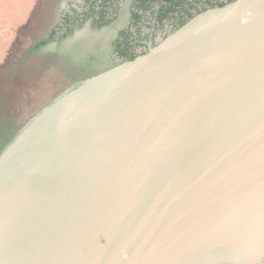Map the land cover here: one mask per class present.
Returning <instances> with one entry per match:
<instances>
[{
    "label": "water",
    "instance_id": "water-1",
    "mask_svg": "<svg viewBox=\"0 0 264 264\" xmlns=\"http://www.w3.org/2000/svg\"><path fill=\"white\" fill-rule=\"evenodd\" d=\"M0 264H264V0L33 117L0 154Z\"/></svg>",
    "mask_w": 264,
    "mask_h": 264
},
{
    "label": "flooded vegetation",
    "instance_id": "flooded-vegetation-1",
    "mask_svg": "<svg viewBox=\"0 0 264 264\" xmlns=\"http://www.w3.org/2000/svg\"><path fill=\"white\" fill-rule=\"evenodd\" d=\"M233 1L41 0L38 13L54 21L43 47L79 54L81 68L94 67L95 76L147 54L198 14Z\"/></svg>",
    "mask_w": 264,
    "mask_h": 264
},
{
    "label": "rangeland",
    "instance_id": "rangeland-1",
    "mask_svg": "<svg viewBox=\"0 0 264 264\" xmlns=\"http://www.w3.org/2000/svg\"><path fill=\"white\" fill-rule=\"evenodd\" d=\"M38 1L0 0V125L17 128L13 139L63 93L95 74L94 67L81 68L77 53L66 55L53 45L33 50L54 27L46 13H38ZM8 144L0 136V154Z\"/></svg>",
    "mask_w": 264,
    "mask_h": 264
},
{
    "label": "trees",
    "instance_id": "trees-1",
    "mask_svg": "<svg viewBox=\"0 0 264 264\" xmlns=\"http://www.w3.org/2000/svg\"><path fill=\"white\" fill-rule=\"evenodd\" d=\"M45 44H46L45 41H41L34 47L33 50L34 51L40 50L43 48ZM16 131L17 128L8 124V122H5L2 125H0V136L2 137V144L6 145L7 143H10L13 140Z\"/></svg>",
    "mask_w": 264,
    "mask_h": 264
}]
</instances>
